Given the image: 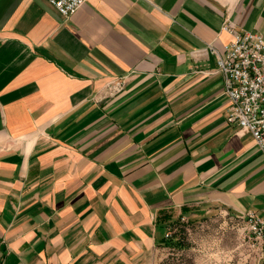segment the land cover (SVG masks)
<instances>
[{
	"label": "crops",
	"instance_id": "crops-1",
	"mask_svg": "<svg viewBox=\"0 0 264 264\" xmlns=\"http://www.w3.org/2000/svg\"><path fill=\"white\" fill-rule=\"evenodd\" d=\"M264 0H0L4 264H159L184 216L264 217V150L214 50ZM123 80L112 94L109 85Z\"/></svg>",
	"mask_w": 264,
	"mask_h": 264
},
{
	"label": "built area",
	"instance_id": "built-area-1",
	"mask_svg": "<svg viewBox=\"0 0 264 264\" xmlns=\"http://www.w3.org/2000/svg\"><path fill=\"white\" fill-rule=\"evenodd\" d=\"M64 16L77 12L86 0H47ZM232 39L224 51L214 50L217 55V70L222 73L225 95L228 98L227 123L234 125L239 132H250L256 144L264 150V35L237 28L227 20L222 25ZM123 90V80L110 82L109 92ZM248 237L264 250V217L254 213H243ZM181 220L185 221L183 216ZM172 235L171 226L166 234ZM1 245V244H0ZM0 264H4L0 248Z\"/></svg>",
	"mask_w": 264,
	"mask_h": 264
},
{
	"label": "rangeland",
	"instance_id": "rangeland-1",
	"mask_svg": "<svg viewBox=\"0 0 264 264\" xmlns=\"http://www.w3.org/2000/svg\"><path fill=\"white\" fill-rule=\"evenodd\" d=\"M159 264H264V250L248 237L245 219L217 212L174 222Z\"/></svg>",
	"mask_w": 264,
	"mask_h": 264
}]
</instances>
